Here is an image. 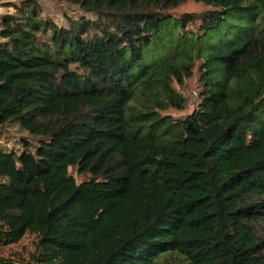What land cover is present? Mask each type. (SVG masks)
I'll return each mask as SVG.
<instances>
[{"label":"trees","instance_id":"trees-1","mask_svg":"<svg viewBox=\"0 0 264 264\" xmlns=\"http://www.w3.org/2000/svg\"><path fill=\"white\" fill-rule=\"evenodd\" d=\"M58 1L95 19L2 20L0 132L37 142L0 147V232L68 264H264V0ZM200 62L198 109L162 116Z\"/></svg>","mask_w":264,"mask_h":264},{"label":"rangeland","instance_id":"rangeland-1","mask_svg":"<svg viewBox=\"0 0 264 264\" xmlns=\"http://www.w3.org/2000/svg\"><path fill=\"white\" fill-rule=\"evenodd\" d=\"M34 3L41 8L43 20H50L60 28H69V19L79 20L82 18L95 19L81 10L78 6L58 0H0V33L3 17L15 14L17 8L23 3ZM210 10L203 4L189 2L180 9L171 12L176 16L186 13H202ZM3 39L0 36V43ZM200 66L197 64L193 77L188 80L184 87L175 86L182 96L187 100V109L185 111L170 110L161 113L162 116L171 118L174 122L183 121L198 109L201 103L202 84L200 83ZM0 147L8 151L20 152L22 146L20 142L23 139L36 144L37 139L24 132L17 125H11L0 132ZM70 175L73 176L77 183L85 180V176L78 173L77 169H70ZM255 229L260 238L264 239V220L255 221ZM39 238L29 230L26 222H6L2 225L0 232V257L18 264H68V254H57L53 258H47L45 249H38ZM174 264H187L183 258L179 257L178 262Z\"/></svg>","mask_w":264,"mask_h":264},{"label":"crops","instance_id":"crops-1","mask_svg":"<svg viewBox=\"0 0 264 264\" xmlns=\"http://www.w3.org/2000/svg\"><path fill=\"white\" fill-rule=\"evenodd\" d=\"M3 41V40H2Z\"/></svg>","mask_w":264,"mask_h":264}]
</instances>
